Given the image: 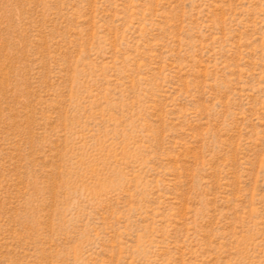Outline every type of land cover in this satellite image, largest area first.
Here are the masks:
<instances>
[{
  "label": "rangeland",
  "instance_id": "374dc122",
  "mask_svg": "<svg viewBox=\"0 0 264 264\" xmlns=\"http://www.w3.org/2000/svg\"><path fill=\"white\" fill-rule=\"evenodd\" d=\"M0 264H264V0H0Z\"/></svg>",
  "mask_w": 264,
  "mask_h": 264
}]
</instances>
